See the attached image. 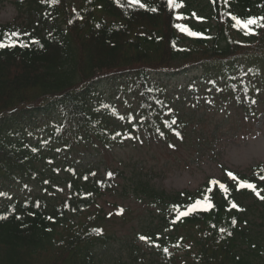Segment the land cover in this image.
<instances>
[{"label":"trees","instance_id":"1","mask_svg":"<svg viewBox=\"0 0 264 264\" xmlns=\"http://www.w3.org/2000/svg\"><path fill=\"white\" fill-rule=\"evenodd\" d=\"M141 2L158 11L130 8L127 0H14L17 18L0 25V41L5 32L27 33V47L0 49V193L15 192L0 206V217H5L0 219V264H105L98 250L108 235L97 200L113 178L102 181L100 167L80 161L86 150L117 144L111 134L131 121L171 149L191 145L194 151L210 134L195 113L221 114L228 111L229 100L239 104L236 67L245 68L264 89V28L246 36L230 19L264 17V0H177L184 6L172 11L166 0ZM176 15L185 17L181 25L204 38L180 32L174 26L180 24ZM25 17L27 25L20 22ZM161 70H177L170 73L175 80L192 72L198 76L172 84V79L160 81L156 72ZM102 76L108 78L99 80ZM107 84H113L112 93L131 92L134 111H109L100 90ZM251 87L244 85L242 91L253 106ZM234 175L255 184L264 196V164L246 176ZM220 184H206L197 194L176 200L163 196L162 207L154 188L137 181L135 194L154 202L162 214L159 227L149 225V246L154 247L156 231L184 255L178 263L158 247L146 260L135 247L127 259L142 264H264V200L249 189L237 191L229 176ZM205 195L214 205L211 210L176 220L177 209ZM250 197L252 205H246ZM186 231L189 237H182ZM190 239L194 248L184 250Z\"/></svg>","mask_w":264,"mask_h":264},{"label":"rangeland","instance_id":"2","mask_svg":"<svg viewBox=\"0 0 264 264\" xmlns=\"http://www.w3.org/2000/svg\"><path fill=\"white\" fill-rule=\"evenodd\" d=\"M17 15L12 0H6L0 5V25L14 22ZM195 76L196 73L192 72L186 80H171L169 83L183 85ZM259 103V118L256 123L248 122L241 112L235 114L232 110L227 118L228 123L221 125L223 116L215 115L211 130L219 122L218 127H223L194 151L191 145L187 146L189 149L177 147L176 150H170L160 144H150L119 150L106 154L103 158L110 164V168L125 166L127 177L136 174L142 179L148 178L145 180L166 193H175L182 189L194 190L210 177L220 179L222 168L241 174L248 173L256 164L264 163V91L259 96ZM118 161L123 164L118 165ZM133 163H141V166H134ZM131 179L116 181L119 194L123 187L132 186L136 178ZM119 194H105L98 201L99 206L104 209V215L110 217L105 225L111 240L98 250L105 264H114L116 259L121 258V263L132 264L127 259V251H132L134 245H139L136 235L140 232L149 234V225L154 227L157 223L158 214L155 218L153 207ZM149 208L153 209L152 214ZM144 251L148 253L147 250Z\"/></svg>","mask_w":264,"mask_h":264},{"label":"snow or ice","instance_id":"3","mask_svg":"<svg viewBox=\"0 0 264 264\" xmlns=\"http://www.w3.org/2000/svg\"><path fill=\"white\" fill-rule=\"evenodd\" d=\"M42 2H45V0H42ZM46 2L50 4H56L59 2V0H46ZM225 4L228 3V0H224ZM117 3L119 4V0H117ZM127 5L130 8L135 9L136 7L140 9H144L145 11H151L153 13L158 11L157 7H149L145 3H142L141 0H127ZM166 6L167 8L172 11L174 9H180L183 7L182 2H177V0H166ZM193 16H195V13H193ZM175 19L182 20L185 19V17L181 15H176ZM230 19L233 21L232 27L238 31H241L244 35H255V28H264V23H261L262 20H264V17H249V18H238L235 15H230ZM180 32L190 36V37H198V38H204L201 33L191 30L186 25L177 24L174 25ZM4 39L0 41V49L5 48H13L16 46L20 47H27L26 44L19 41V37L21 33L18 31H12V32H5L3 33ZM33 43H39L38 41H33ZM175 123V121H173ZM119 135V133H117ZM179 135V134H177ZM227 175L234 181H236V190L239 191L240 189H249L253 191L260 199L264 200V196L260 195V192L257 191L256 185L253 183H249L248 181L239 180L233 173L228 172ZM111 176V173H109V177ZM260 179L264 180V176L260 177ZM212 184H217L218 182L213 180L211 181ZM220 188L227 192L228 189L225 185L220 184ZM208 191H211V189H208ZM0 195H4L3 193H0ZM232 208H236L237 210H241L238 208V205H236L234 202L229 201ZM214 207V205L210 201V197L208 195H205L204 198L197 199L194 203H191L187 205L185 211H179L177 209L176 211V220H180L183 217H188L192 214L199 213V212H205L209 211ZM19 219V217H17ZM0 219H5V217H0ZM51 219V218H49ZM233 225H235L236 220L233 219L232 221ZM223 232L224 230L221 229ZM231 235V233H229ZM141 240H145L146 238L141 236ZM165 253L168 252V249H164Z\"/></svg>","mask_w":264,"mask_h":264}]
</instances>
